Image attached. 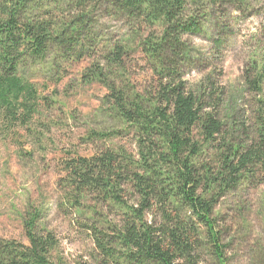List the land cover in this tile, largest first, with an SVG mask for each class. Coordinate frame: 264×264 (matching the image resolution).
<instances>
[{"label":"trees","instance_id":"1","mask_svg":"<svg viewBox=\"0 0 264 264\" xmlns=\"http://www.w3.org/2000/svg\"><path fill=\"white\" fill-rule=\"evenodd\" d=\"M253 1L0 0V135L41 140L43 94L75 70L72 91H104L95 117L108 125L80 138L93 153L67 154L57 182L64 208L90 215L94 264H199L209 248L227 264L215 205L264 174V53L243 75L254 98L241 126L223 119L210 78L193 88L183 77L198 57L189 39L225 51L235 35L226 16ZM137 69L150 74L142 86ZM35 222L24 223L27 246L0 239V264H53L57 241Z\"/></svg>","mask_w":264,"mask_h":264},{"label":"rangeland","instance_id":"2","mask_svg":"<svg viewBox=\"0 0 264 264\" xmlns=\"http://www.w3.org/2000/svg\"><path fill=\"white\" fill-rule=\"evenodd\" d=\"M228 15L224 22H232L235 35L225 51L217 52L206 38L189 39L198 57L183 80L188 87L197 88L210 78L223 91V119L229 117L228 122L240 125L244 119L252 118L254 97L245 91L243 75L252 61L259 62L264 53V0L253 1L244 14ZM111 26L112 31L119 27ZM28 71L30 77L37 76L34 69ZM133 71L138 86L149 81L148 71ZM75 75L76 70L61 86H51L43 94L48 99L45 110L50 109V119L33 124L35 136L41 140L20 136V142H16L11 136L0 135V239L27 246L24 223L34 217L37 230L51 233L57 241L50 255L53 264H94L96 255L85 228L92 223L90 215L81 216L64 208L57 186L65 156L74 151L81 155L93 153V145L82 144L80 138L109 123L95 117L104 91L97 85L72 91L68 87L76 82ZM235 132L234 137L238 136ZM214 215L222 231L220 246L227 264H264V174H257L234 193L220 198ZM199 264H216L210 248L201 255Z\"/></svg>","mask_w":264,"mask_h":264}]
</instances>
